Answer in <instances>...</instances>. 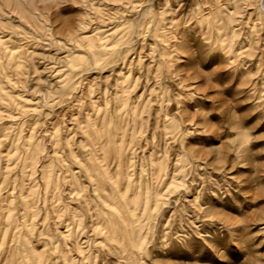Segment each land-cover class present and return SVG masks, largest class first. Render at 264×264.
<instances>
[{
	"label": "rangeland",
	"instance_id": "1",
	"mask_svg": "<svg viewBox=\"0 0 264 264\" xmlns=\"http://www.w3.org/2000/svg\"><path fill=\"white\" fill-rule=\"evenodd\" d=\"M263 8L0 0V264H264Z\"/></svg>",
	"mask_w": 264,
	"mask_h": 264
},
{
	"label": "bare ground",
	"instance_id": "2",
	"mask_svg": "<svg viewBox=\"0 0 264 264\" xmlns=\"http://www.w3.org/2000/svg\"><path fill=\"white\" fill-rule=\"evenodd\" d=\"M261 4V3H260ZM264 9V8H263ZM96 118V117H95ZM100 133V132H99ZM89 135H90V133H88ZM91 136V135H90ZM118 240H119V238H118Z\"/></svg>",
	"mask_w": 264,
	"mask_h": 264
}]
</instances>
